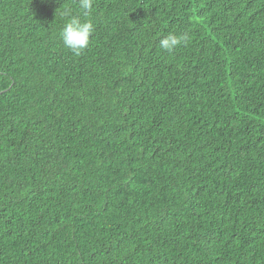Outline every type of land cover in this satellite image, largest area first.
Listing matches in <instances>:
<instances>
[{"label": "trees", "instance_id": "obj_1", "mask_svg": "<svg viewBox=\"0 0 264 264\" xmlns=\"http://www.w3.org/2000/svg\"><path fill=\"white\" fill-rule=\"evenodd\" d=\"M94 5L0 0V264H264V0Z\"/></svg>", "mask_w": 264, "mask_h": 264}, {"label": "clouds", "instance_id": "obj_2", "mask_svg": "<svg viewBox=\"0 0 264 264\" xmlns=\"http://www.w3.org/2000/svg\"><path fill=\"white\" fill-rule=\"evenodd\" d=\"M94 0H78V11L73 13L69 7L60 11L64 24L61 29V38L65 48L74 55L79 56L86 50L95 33ZM189 38L187 36L169 33L158 41V47L168 53L174 52L181 46H187Z\"/></svg>", "mask_w": 264, "mask_h": 264}]
</instances>
